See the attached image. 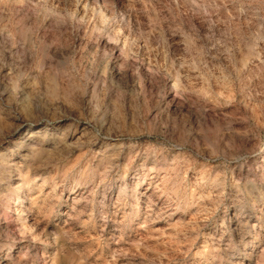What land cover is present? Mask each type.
I'll list each match as a JSON object with an SVG mask.
<instances>
[{
  "label": "clouds",
  "instance_id": "obj_1",
  "mask_svg": "<svg viewBox=\"0 0 264 264\" xmlns=\"http://www.w3.org/2000/svg\"><path fill=\"white\" fill-rule=\"evenodd\" d=\"M0 264H264V0H0Z\"/></svg>",
  "mask_w": 264,
  "mask_h": 264
},
{
  "label": "rangeland",
  "instance_id": "obj_2",
  "mask_svg": "<svg viewBox=\"0 0 264 264\" xmlns=\"http://www.w3.org/2000/svg\"><path fill=\"white\" fill-rule=\"evenodd\" d=\"M154 227H155L156 229H160L161 231H166V230H168V225H167L164 221H158V222L154 225ZM166 234H167V232H166Z\"/></svg>",
  "mask_w": 264,
  "mask_h": 264
}]
</instances>
